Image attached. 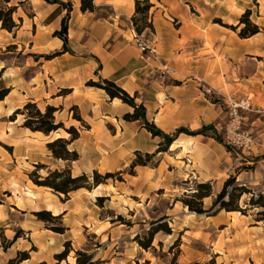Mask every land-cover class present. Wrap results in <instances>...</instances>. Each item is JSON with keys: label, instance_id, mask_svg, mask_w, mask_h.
Segmentation results:
<instances>
[{"label": "crops", "instance_id": "0c3cea01", "mask_svg": "<svg viewBox=\"0 0 264 264\" xmlns=\"http://www.w3.org/2000/svg\"><path fill=\"white\" fill-rule=\"evenodd\" d=\"M57 1L71 2V10L43 0L7 3L0 0V5L15 7L12 17L19 25L13 32L0 25V84L9 89L0 105L11 112L32 101L39 108H60L61 114L76 106L89 130L71 143L80 155L71 164L73 175L105 164L107 159L101 155L104 151H113L112 159L118 161L134 150L152 153L161 141L138 123L122 120L123 114L132 112L131 107L118 99H109L101 89L85 86L88 80L103 78L136 95L137 103L145 108L147 120L166 134L181 127L196 132L212 126L220 136L222 128L216 123L224 118L223 110L208 100L206 94L223 102L228 97H248L255 112L261 115L250 123L254 142L249 149L235 148L238 153L227 151L211 133L180 134L167 151L174 164L163 158L152 173L157 176L161 171L162 177L169 180L211 182L213 192L233 175L238 183L264 194V107L255 103L264 104V0H149L153 31L143 35L149 36L155 57L142 54L135 44L131 22L135 0H93L95 11L84 13L80 0ZM246 10L251 12L250 20L260 31L249 38H240L242 26L232 30L224 25L236 27ZM67 14L71 52L62 53L63 42L54 33L60 30L61 20ZM61 90L70 93L59 95ZM107 124L114 125L113 134ZM18 131L27 147L39 137L53 135L22 128ZM220 138L229 144L226 132ZM169 167L171 171L164 174ZM98 191V188L91 192L77 190L64 202L51 195L42 204L45 192L36 190L32 195L39 199L38 208L30 211L45 209L61 215L67 230L51 235L41 229L39 222L26 227L20 218L15 227L30 231L32 241L37 229V237L45 240L41 245L51 254L58 253L65 241H70L73 248H81L84 232L92 231L94 225L101 229L100 240L104 242L105 237V241L111 242L121 229L111 219H100L94 210L92 198ZM208 199H204V205ZM16 209L20 213L18 210L25 208ZM4 215L8 218L11 212ZM233 217L236 216L229 218ZM243 218L242 222L248 224V217ZM5 235L10 239L12 231L6 230ZM26 249L24 240L18 239L1 252V263L2 259L6 261Z\"/></svg>", "mask_w": 264, "mask_h": 264}, {"label": "rangeland", "instance_id": "374dc122", "mask_svg": "<svg viewBox=\"0 0 264 264\" xmlns=\"http://www.w3.org/2000/svg\"><path fill=\"white\" fill-rule=\"evenodd\" d=\"M141 37L149 40V36H147L148 38L145 35ZM92 81L97 82L98 80ZM2 88L5 87L0 84V90ZM206 97L212 103L213 100H216V104H219L223 110L224 118L218 119L216 123V126L222 128L221 137L226 132V125L229 121L226 115V104L211 94H206ZM255 103L264 107L263 103ZM24 104L11 112L3 109L0 105V211L2 210V214L0 213V256L2 251L5 252L14 242L22 239L27 245V249L17 252L27 251L29 253L28 260H30V262L28 260L23 261L25 262H22L23 264H75V252L78 250L91 254L93 261L98 262V264H170L173 259L176 264H202L211 258L215 259L216 264H264V207L249 204L251 193L253 194L252 200L255 202L261 192L241 184L250 189V193L243 194L237 202L238 207L244 211L242 213L235 212L236 215H231V212H225L224 210L214 213L211 211L209 215H197L189 212L181 200L195 190V184L198 182L178 179L169 180L162 177L161 171L157 176H154L152 171H155L161 159L164 158L174 164L171 159L173 156L167 154V152L158 153L153 157H146L145 154H153L156 150L152 153L134 150L127 157L118 161H113V151L101 153L107 159V162L100 164L99 168L84 174L91 176L92 172L96 171L101 176L111 174V177L106 180L101 179L102 184L91 190L86 188L79 190L91 192L98 188L99 191L96 193L98 195L92 198L94 210H97L100 219L108 221L111 219L114 226L119 227L121 232H117L116 238L111 242L105 241V237L103 242L98 236L101 230L100 227L94 225L92 231L84 232V245L81 248H73L70 241L63 242L60 251L56 254L64 250L66 242H69V253L64 260L57 261L55 259L56 254H51L41 245L45 243V240L37 237V229H34L35 235L34 241H32L30 231L15 227V224L18 223L19 218L26 227H32L34 222H39L42 226L41 229L47 230L48 234L51 235L52 233L58 234L51 231V228L58 226L66 228L61 215H53L45 209L30 211L38 208L37 201L39 199H35L32 195L36 190L45 192L42 204L47 203L51 195L58 196L61 202L66 201L63 194L55 193L52 189L44 186H38L33 180L43 181L49 173L62 171L66 168L71 171L73 177L83 172L73 175L71 164L75 161L55 159L46 147L48 142L58 137L67 140L70 138V135L63 129L53 132L51 137H39L36 142H32L31 147L23 144L22 135L18 129L22 128L30 131L22 127L27 114V111L23 110ZM46 107L38 108L41 112H44ZM71 107H69L68 112L66 110L62 114L58 111L60 108H57L54 113L55 121L62 123L66 129L71 126L74 127L79 132L80 137L83 131L89 130V125L85 121L80 123L73 119L75 113H78L79 116L80 113L79 110L78 112L76 110L71 111ZM17 109L23 114L13 115V112ZM239 115L243 118L241 127L244 129H250V123L255 117L261 116L255 110L252 112L241 111ZM245 117H248L247 121L244 120ZM70 122L72 125L69 124ZM138 125L140 126L139 123ZM106 127L110 134L114 133V125L107 124ZM54 133L59 136H55ZM222 141L224 140L222 139ZM68 148L76 151L71 147V144ZM230 148L232 153L237 152L235 147L230 146ZM76 152L79 155L78 151ZM135 160L144 165L131 167L132 162ZM167 171H171L170 167L164 169V174H167ZM89 184L93 185L91 178ZM221 189L222 187L217 192H213V184L211 183L212 194L210 199L206 201V205L203 203L205 209L211 207ZM71 193L68 194V199ZM99 197L103 198L102 201H97ZM16 207L25 209L23 211L18 210L20 213H16L14 211L17 210ZM40 211L50 212L53 217L59 218L48 223L39 221L34 213ZM5 212H11V215L8 218L4 215L5 219H3V213ZM230 216L236 217L230 219ZM117 217L119 218L117 219ZM243 217H248V224L242 222L245 220ZM162 223L170 228L171 234L168 235L162 231L156 233L152 241L153 249H142L135 238L144 241L147 238L149 229ZM249 228L258 229L248 230ZM6 230L12 231L10 239L5 235ZM18 230L22 231L18 234L19 237L12 244L8 245L6 243L8 247L3 249L1 238L4 237L6 242H10ZM248 232L254 233L248 234ZM176 240H179V246L170 249ZM16 254L6 261L2 259L0 264H8V261L15 258Z\"/></svg>", "mask_w": 264, "mask_h": 264}, {"label": "trees", "instance_id": "16d2710c", "mask_svg": "<svg viewBox=\"0 0 264 264\" xmlns=\"http://www.w3.org/2000/svg\"><path fill=\"white\" fill-rule=\"evenodd\" d=\"M49 4H59L61 7L66 8L67 11L71 10V2L62 3L57 0H43ZM8 0H3V3H7ZM151 8V4L149 0H135V11L134 15L131 18L132 26L136 33L137 37H140L146 31L152 32V24L149 20V10ZM80 10L84 12H94L95 6L93 5V0H80ZM15 12V7H8L4 5H0V25L1 28L8 31L13 32L15 29L18 28V24L13 20V13ZM251 12L246 10L238 20V24L236 27L226 26L232 30H236L239 26H242L238 32V36L240 38H249L255 34H257L260 29L257 25L251 22L250 20ZM217 23L221 24L219 20L216 21ZM222 25V24H221ZM67 30H68V14L61 20V28L59 31L54 33L55 37H58L63 42L62 53L64 52H71L68 48V39H67ZM59 53L55 54L54 56H58ZM54 56H45L47 59L54 57ZM87 87H93L97 89H101L105 92V94L109 97V99H118L123 104L132 108V113H126L123 115L122 119L125 122H137L140 126L145 129L152 137H158L161 139L160 143L156 151L153 154H145L146 157H153L158 153L167 152L170 145L176 140V138L180 134H185L189 136L194 135H204L208 136L210 133L212 137L222 144L227 151H231L230 146L222 141L220 136H218L214 128L212 126L203 127L196 132H191L186 128H178L171 134H166L161 131L153 122H150L146 118L145 108L141 103L136 102V95H130L122 88L117 86L113 81L99 78L97 82L92 80H88L85 83ZM9 93V89L2 88L0 90V101H2ZM59 95L68 94L70 93L69 90H61ZM213 103H216V100H213ZM23 110L27 111L25 115L24 123L22 124L23 128L29 129L31 132H40L45 136H48L50 133L57 132L59 129H63L70 135V138L64 139L58 137L51 142L46 144L47 149L51 152L52 157L58 160L63 161H76L78 160L79 155L74 150H69V145L74 140L78 139L79 132L74 127L64 128L62 123L56 122L54 113L57 111V108L47 106L44 112H41L40 109L36 106L35 103L27 102L23 105ZM71 111L78 109L76 106H72L70 108ZM23 114L19 109L13 112V115ZM73 119L80 123H84L78 113L73 115ZM86 128H88L86 126ZM138 153V152H137ZM137 165H144L140 161H134L131 164V167ZM111 174H106L101 176L96 171H93L91 176L87 174H80L78 176H72L71 171L66 168L62 171H53L49 173L43 181H34L33 182L38 186H44L47 188L52 189L55 193L63 194L65 199H68V194L70 192L86 188L87 190H91L92 188L97 187L98 185L102 184L101 179L110 178ZM90 178L93 181V185L89 184ZM250 189L244 187L241 184L236 182L235 176H230L222 186L220 192L216 195L212 205L210 208L205 209L203 207V199L210 197L211 192V183L204 182V183H196L195 190L192 191L189 195L185 196L183 200H181L182 204L188 209L189 212L195 213L197 215H209L211 211L218 212L224 210L225 212H243L238 207V201L240 200L241 196L245 193H250ZM253 194L251 193V198L249 200V204L252 206H260L264 207V194L260 193L258 195L257 201L253 202L252 200ZM103 198H98L97 201H102ZM34 216L42 222L48 223L51 220H56L59 217H53L50 212L47 211H40L34 213ZM119 217H117L118 219ZM66 228L62 226L51 228V231L54 233L62 234ZM164 232L165 234H171L170 228L166 226L165 223L159 224L156 227H151L147 233V238L144 241H141L137 237L135 240L137 241L138 245L144 249H153L152 241L153 237L158 232ZM22 232L18 230L15 234L14 238L10 242H6L5 238L2 237V247L6 249L9 244H12L19 236L18 234ZM8 243V245L6 244ZM179 246V240H176L174 244L170 247L173 249ZM69 242L64 244V250L55 255V259L57 261L64 260L68 253H69ZM76 263L75 264H98V262L93 261V257L91 254H88L86 251L78 250L75 252ZM29 259V253L27 251L17 252L15 258L10 259L8 264H20L23 261ZM170 264H176L175 260L173 259ZM193 264H201V263H193ZM202 264H216L215 259L211 258L206 263Z\"/></svg>", "mask_w": 264, "mask_h": 264}, {"label": "built area", "instance_id": "2783aa9c", "mask_svg": "<svg viewBox=\"0 0 264 264\" xmlns=\"http://www.w3.org/2000/svg\"><path fill=\"white\" fill-rule=\"evenodd\" d=\"M135 44L142 54L149 53L155 57V52L151 47V41L143 39L141 36H136ZM224 103L227 108L226 115L229 118L226 125V134L229 141L227 145L235 148L249 149L254 142V137L250 129L241 127L243 118L239 114L241 111H254L253 104L248 97H228Z\"/></svg>", "mask_w": 264, "mask_h": 264}]
</instances>
